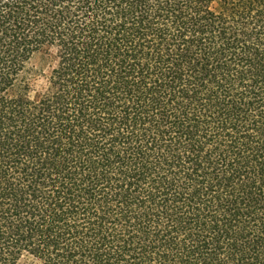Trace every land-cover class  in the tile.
Here are the masks:
<instances>
[{"label":"trees","instance_id":"1","mask_svg":"<svg viewBox=\"0 0 264 264\" xmlns=\"http://www.w3.org/2000/svg\"><path fill=\"white\" fill-rule=\"evenodd\" d=\"M0 264H264V0H0Z\"/></svg>","mask_w":264,"mask_h":264}]
</instances>
